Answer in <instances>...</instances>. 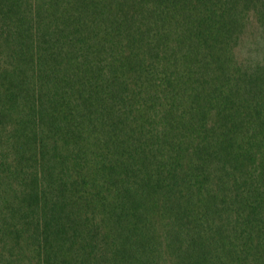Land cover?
I'll return each mask as SVG.
<instances>
[{
	"label": "trees",
	"instance_id": "obj_1",
	"mask_svg": "<svg viewBox=\"0 0 264 264\" xmlns=\"http://www.w3.org/2000/svg\"><path fill=\"white\" fill-rule=\"evenodd\" d=\"M0 264H264V0H0Z\"/></svg>",
	"mask_w": 264,
	"mask_h": 264
}]
</instances>
